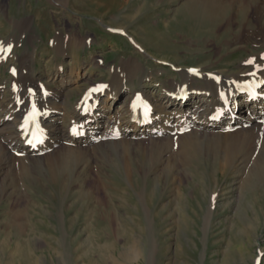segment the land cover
<instances>
[{
    "label": "rangeland",
    "instance_id": "rangeland-1",
    "mask_svg": "<svg viewBox=\"0 0 264 264\" xmlns=\"http://www.w3.org/2000/svg\"><path fill=\"white\" fill-rule=\"evenodd\" d=\"M216 1L211 12L193 5L196 13L175 16L180 0H164L168 12L152 0L115 10H92L87 0H0V104L18 95L27 115L33 104L23 96L31 90L24 82L34 76L42 90L61 97L50 108L66 129L88 90H102L97 106L118 109L133 88L169 87L181 82L183 70L228 62L229 72H239L260 49L215 45L233 39L253 1ZM139 8L143 18L127 20ZM214 31L217 41L210 39ZM191 36L198 43H188ZM203 52L206 61L198 59ZM130 65L140 68L133 83L123 72ZM59 74L65 80H55ZM111 87L122 88L115 102L104 97ZM34 106L40 110L38 103L30 110ZM262 135L255 141L260 145H250L214 137L153 142L131 132L91 145L62 142L35 158L13 154L0 165V264H264V171L254 166Z\"/></svg>",
    "mask_w": 264,
    "mask_h": 264
},
{
    "label": "bare ground",
    "instance_id": "bare-ground-1",
    "mask_svg": "<svg viewBox=\"0 0 264 264\" xmlns=\"http://www.w3.org/2000/svg\"><path fill=\"white\" fill-rule=\"evenodd\" d=\"M175 1L177 0H169L170 3H174ZM180 1L178 9L174 13L175 16L180 12L182 13V11L188 12L190 9L192 10L196 5L200 6L203 11L208 9V11L211 12V7L213 9L215 3V0ZM252 1L253 4L251 3L246 7V23L242 26L236 22L238 31L234 34L233 39L226 41L227 44L223 42L222 44H224V46L221 44L215 45L219 49L235 50L238 46L251 44L253 47L255 46L260 49L256 54L250 53V56L246 59L245 67L242 70L233 73L229 72L227 69L229 66L228 62L220 67H210L201 71L199 70L200 72H195L194 74L183 70L179 72L182 78L181 82H170L169 87L164 88L162 85H159L158 90L155 92V89L152 92H147L142 89V91H137L133 88L130 94L122 100L118 109L111 108V106H99V104L97 106L99 94L102 90L96 91L97 93H92L89 100L82 96L81 99L76 102V105L71 111L73 117H71L69 123H67L66 129L63 128L62 126L64 125L61 126L58 121V110L50 108V104L53 101L57 102L61 97L58 95H50V93L46 91L47 89L41 90L38 86L37 78L26 75L27 81L24 82L25 89L24 87L23 89L33 90V95L29 93L30 95L23 96L27 97V101L33 105H37L38 103L40 110H37L36 106L35 112H33V110H30L32 105L31 107L29 106L30 109H28V112L26 111L27 115H23L26 108L25 105L21 106L16 102L18 95H11L10 103L8 102L9 104L4 108H2L0 104V112L2 113L0 114V128L3 125L5 126L4 130H2L3 128L0 130V165L5 164L6 166L12 159L13 154H20L24 158H35L37 153L45 152L52 146L59 145V143L62 142L70 143L71 145H91L95 143V141H108L114 137H121L122 140L127 139L131 132L132 137L135 136L137 139L138 137H147L148 139L157 140L153 142L161 141L160 138L162 140L180 138V141H187L195 138L214 137L217 139L236 138L239 141L245 140L250 145L254 143L259 138L260 133H262L263 140L254 166L256 168L259 167L260 170L258 171H264V0H251L250 2ZM87 2L92 10L100 6H104L105 8L108 7L112 10H115L116 6H124L130 9L136 8V4H133L131 0H87ZM163 2L164 0H152L153 7L156 9L164 8L165 11L168 12L170 8L163 6ZM230 7L231 6L228 8ZM130 9H128L129 12H134V10ZM141 10L142 9L139 8L137 12H134V15H136L135 18H131L130 14H128L126 16L127 20H135L138 16L143 18ZM236 12L238 13L240 11L238 10ZM174 15L171 16L172 20H165L166 23H164L165 26H163L165 32L171 28L168 25L174 20ZM234 15V18H237V14L234 13ZM145 19H148V17ZM177 22L179 23V20H177ZM224 22L226 21L224 20ZM28 24L30 25L29 22ZM173 25L178 27L177 23H173ZM223 25L224 28L227 27V24ZM179 26H181V29H185L181 24H179ZM214 28H211V31H213ZM154 31L155 28L152 29V32ZM148 32H151V29L148 30ZM214 33L215 31L210 39L215 36L217 41L219 39L218 35ZM194 38L195 37L191 36V38L187 39L188 43H198V40ZM200 38L203 39L201 34ZM161 39H163V36L159 37V40ZM165 39H169V37ZM159 40H157V42H159ZM55 44V50L59 52L62 48H57L58 41H56ZM161 45L163 47L162 43ZM137 47L141 50L140 45ZM164 49L165 51L169 50L173 52L169 48ZM199 56L198 59L203 61L209 58L207 57V52L200 53ZM250 61L253 63H249ZM139 67L142 68V64H139ZM139 67L130 65V67L126 66L125 69H123L125 77L131 80L130 82L134 79L132 74H134L135 71L137 72L138 69H140ZM25 72L29 74L30 69L25 70ZM16 77L18 79L20 78L19 72L16 73ZM55 80L63 81L65 78H63V75L61 76V74H59ZM129 80L126 81L129 82ZM196 81L199 82V85H192V83ZM251 88L255 89L257 92L255 99L251 98V93L249 92ZM121 90L122 88L111 87L106 92H103L104 97L110 102H115L117 99H120ZM191 102L192 106L189 108ZM25 104L27 105V103ZM142 107L147 108L148 114L146 117L142 116L140 113ZM63 113L66 114V112ZM64 116L68 115H62V117ZM22 117H25L28 121L24 120ZM65 121L61 123H65ZM74 129L75 131H73ZM184 130H188V132L184 134ZM225 131L227 133H225ZM172 134H174L173 138ZM30 136H34L36 141L29 143L28 139ZM258 144L260 145V143ZM254 149H256V146ZM22 160L23 159H21V161ZM252 168L253 166L251 169ZM259 174L261 173L259 172L258 175Z\"/></svg>",
    "mask_w": 264,
    "mask_h": 264
},
{
    "label": "snow or ice",
    "instance_id": "snow-or-ice-1",
    "mask_svg": "<svg viewBox=\"0 0 264 264\" xmlns=\"http://www.w3.org/2000/svg\"><path fill=\"white\" fill-rule=\"evenodd\" d=\"M0 51H3V49H2V48H0ZM8 51H10V48L8 49ZM249 63H253V62H252V61H250ZM101 87H103V86H101ZM33 112H35V106L33 107ZM73 131H75V129H74Z\"/></svg>",
    "mask_w": 264,
    "mask_h": 264
}]
</instances>
